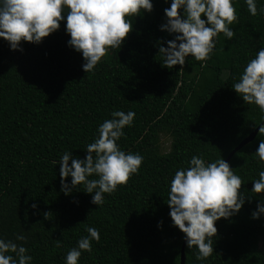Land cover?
I'll return each instance as SVG.
<instances>
[{"label": "trees", "instance_id": "obj_1", "mask_svg": "<svg viewBox=\"0 0 264 264\" xmlns=\"http://www.w3.org/2000/svg\"><path fill=\"white\" fill-rule=\"evenodd\" d=\"M152 4L150 13L132 18L133 29L121 47L110 49L93 72L83 71L82 55L68 46L65 22L39 44L22 42L23 51L0 39V237L25 235L26 242L17 243L29 250L32 264H65L87 227L97 228L100 240L92 241V251L82 252L78 264H181L185 238L167 205L175 171L187 167L193 155L226 161L264 122L259 107L232 89L264 47L259 12L264 0H258L256 16L244 0H235L234 37L220 33L210 59L188 57L183 66L169 69L157 45L167 47L174 39L160 30L171 0ZM115 110L135 113L118 144L143 157L138 173L104 194L102 206L91 203L83 185L65 195L61 155L68 151L85 159L87 144ZM164 137L171 141L167 153ZM261 140L258 133L229 162L243 181L241 210L215 223L214 251L206 260L198 261L195 247L186 244L185 264H264L263 215L252 218L264 194L251 191L264 171L254 155Z\"/></svg>", "mask_w": 264, "mask_h": 264}, {"label": "clouds", "instance_id": "obj_2", "mask_svg": "<svg viewBox=\"0 0 264 264\" xmlns=\"http://www.w3.org/2000/svg\"><path fill=\"white\" fill-rule=\"evenodd\" d=\"M252 16L258 14V0H244ZM235 0H171L165 9L166 23L160 30L174 35L167 47L158 44L163 67L183 66L188 57L196 61L210 59L220 33L231 40L230 27L237 21ZM152 0H0V39L13 51H23L22 42L39 44L65 22L70 36L68 46L83 57L85 73L93 72L110 49L120 48L133 29L132 18L151 12ZM264 14V7L259 9ZM182 13V15H181ZM203 17V18H202ZM232 89L248 104H255L264 113V47L243 68ZM97 128V136L86 146V158L65 151L59 160L61 191L69 195L77 185L92 194L91 203L104 204V194H112L138 173L143 157L125 152L118 144L124 129L131 127L135 113L115 110ZM264 120V116L261 117ZM264 135V124L259 127ZM264 163V140L254 154ZM71 163L69 164V162ZM71 183H66L67 178ZM243 181L222 158L207 162L202 155H193L187 167L175 171L168 191L169 215L173 226L184 234L189 249L195 247L196 259L206 260L213 254L215 223L239 213L245 203L240 193ZM252 193L264 194V171L253 181ZM33 209L37 208L34 203ZM264 215V195L252 213L253 219ZM87 235L65 256V264H78L82 252L92 251V241L100 240L99 230L86 228ZM15 240L0 237V264H32L29 250ZM57 246L59 242L57 241Z\"/></svg>", "mask_w": 264, "mask_h": 264}, {"label": "water", "instance_id": "obj_3", "mask_svg": "<svg viewBox=\"0 0 264 264\" xmlns=\"http://www.w3.org/2000/svg\"><path fill=\"white\" fill-rule=\"evenodd\" d=\"M264 124V122L262 123ZM260 127V126H259ZM259 127L249 136L247 137L244 141H242L238 147H236L231 153L230 155L227 157L226 162L229 164L230 160L232 159V157L239 151L241 150L243 147H245L247 144H249L250 142H252L256 136L259 133ZM185 247H186V241L184 240L183 243V248H182V256H181V264H185L186 263V255H185Z\"/></svg>", "mask_w": 264, "mask_h": 264}, {"label": "rangeland", "instance_id": "obj_4", "mask_svg": "<svg viewBox=\"0 0 264 264\" xmlns=\"http://www.w3.org/2000/svg\"><path fill=\"white\" fill-rule=\"evenodd\" d=\"M78 60L81 62L83 61V57H78ZM170 139L167 137L162 138V149L165 153L169 152L170 150ZM262 219L264 220V215L262 217ZM260 248L262 250H264V236L262 235L260 238Z\"/></svg>", "mask_w": 264, "mask_h": 264}]
</instances>
